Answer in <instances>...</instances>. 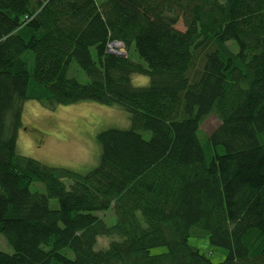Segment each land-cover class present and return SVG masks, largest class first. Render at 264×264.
I'll return each instance as SVG.
<instances>
[{
    "label": "trees",
    "instance_id": "1",
    "mask_svg": "<svg viewBox=\"0 0 264 264\" xmlns=\"http://www.w3.org/2000/svg\"><path fill=\"white\" fill-rule=\"evenodd\" d=\"M29 100L118 105L130 128L97 133L85 173L50 167L16 153ZM109 209L110 226L95 214ZM0 234V264H264V0H0ZM99 237L120 240L96 250Z\"/></svg>",
    "mask_w": 264,
    "mask_h": 264
},
{
    "label": "rangeland",
    "instance_id": "2",
    "mask_svg": "<svg viewBox=\"0 0 264 264\" xmlns=\"http://www.w3.org/2000/svg\"><path fill=\"white\" fill-rule=\"evenodd\" d=\"M177 29L183 30L181 23L177 25ZM108 50L126 54L123 45L113 47L110 44ZM92 53L95 56L94 50ZM129 55L132 61L142 63L134 51L130 50ZM68 76L81 83L88 82L87 76L74 61L69 65ZM148 83L149 78L146 76H131V84L135 87H144ZM21 123L22 126L17 131L15 143L17 154L35 159L50 167L64 168L80 174L91 170L98 164L100 145L96 141L97 133L108 128L123 130L130 128L129 115L121 107L118 105L105 106L92 101L48 109L37 101L29 100L23 104ZM218 124V119L213 115L205 119L198 132L201 145L204 146L205 137ZM141 134L145 139L149 138L148 132L143 131ZM217 152L222 153L221 148ZM63 182L66 187L70 184L69 180ZM30 190L46 193L41 183H33ZM49 207L57 209V201L49 199ZM95 214L108 226L116 221L113 209ZM112 240H120V238L99 237L95 249H106ZM188 243L205 254L213 263L223 261L228 254L227 249L211 244L207 236L191 235ZM0 251L7 254L13 253V249L7 244L2 234H0ZM150 252L151 254H162L166 252V248H154ZM63 253L70 258L73 257L68 249H65Z\"/></svg>",
    "mask_w": 264,
    "mask_h": 264
},
{
    "label": "water",
    "instance_id": "3",
    "mask_svg": "<svg viewBox=\"0 0 264 264\" xmlns=\"http://www.w3.org/2000/svg\"><path fill=\"white\" fill-rule=\"evenodd\" d=\"M115 44H118V45H122L121 43H118V42H113L111 43V45H115ZM108 53H111V54H115V55H119V56H123V57H126V54L125 53H118V52H113V51H109L107 50Z\"/></svg>",
    "mask_w": 264,
    "mask_h": 264
},
{
    "label": "bare ground",
    "instance_id": "4",
    "mask_svg": "<svg viewBox=\"0 0 264 264\" xmlns=\"http://www.w3.org/2000/svg\"><path fill=\"white\" fill-rule=\"evenodd\" d=\"M113 47H117V46H120V45H118V44H115V45H112ZM121 53H123V52H121Z\"/></svg>",
    "mask_w": 264,
    "mask_h": 264
}]
</instances>
